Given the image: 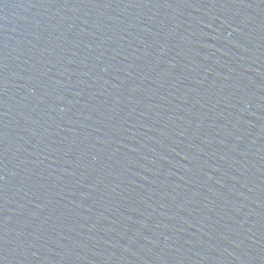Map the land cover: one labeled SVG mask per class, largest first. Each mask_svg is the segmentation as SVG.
<instances>
[{"label": "water", "instance_id": "95a60500", "mask_svg": "<svg viewBox=\"0 0 264 264\" xmlns=\"http://www.w3.org/2000/svg\"><path fill=\"white\" fill-rule=\"evenodd\" d=\"M0 264H264V0H0Z\"/></svg>", "mask_w": 264, "mask_h": 264}]
</instances>
